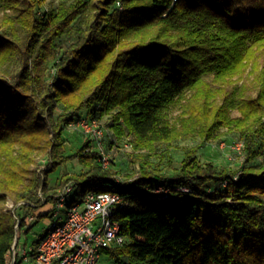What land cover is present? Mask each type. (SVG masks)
<instances>
[{
	"label": "trees",
	"instance_id": "obj_1",
	"mask_svg": "<svg viewBox=\"0 0 264 264\" xmlns=\"http://www.w3.org/2000/svg\"><path fill=\"white\" fill-rule=\"evenodd\" d=\"M47 1L0 0V264L13 250L18 264L20 210L55 205L71 183L67 207L107 189L127 202L109 264H264V0ZM104 117L127 139L134 179L104 168L93 140L65 155L70 124ZM221 129L244 144L238 170L196 158ZM196 138L176 168L168 148L151 160L158 145ZM73 161L83 172L51 186Z\"/></svg>",
	"mask_w": 264,
	"mask_h": 264
},
{
	"label": "rangeland",
	"instance_id": "obj_2",
	"mask_svg": "<svg viewBox=\"0 0 264 264\" xmlns=\"http://www.w3.org/2000/svg\"><path fill=\"white\" fill-rule=\"evenodd\" d=\"M62 0H48L45 4L47 7H55L58 2ZM70 1V0H67ZM206 80L211 81V76H207ZM250 77L245 79V82H250ZM241 81L238 83V86ZM58 110L57 112H59ZM179 115L178 109H171L169 111L168 117L171 121H174ZM232 116H238L236 111L232 112ZM103 136L101 139V147L105 156H107L108 161H106L107 169L112 172H116V179L120 182H124L128 177L137 176L138 166L132 162L131 149L127 142V139L118 141L113 135L109 125L106 123V117L100 120ZM220 136L214 138L213 140L202 145L196 152V158L202 163H212L217 168H227L231 171L238 170L240 166L244 163V148L237 151L233 148L235 143L241 141V138L236 132H227L225 129H221ZM64 138L66 140L65 155L74 153L81 145H83L88 140H91L86 136L80 129H75L72 127H67L64 131ZM199 140L196 139H182L175 140L171 145H158L157 154L151 158L152 161L157 162L161 153L164 152L166 148L170 149V153L173 159L172 168H176L179 162L183 158V153L186 148L195 146ZM257 146L262 144L264 147V136L261 138H255ZM92 143V142H91ZM95 143V142H94ZM96 145V144H95ZM94 146V144H93ZM263 156L255 160L256 163L261 162ZM48 163L47 158H43L40 161L42 167H45ZM83 169L78 164V162L73 161L64 165L57 167L52 173L48 175V182L51 186L58 182L60 177L65 173H81ZM167 174H171V170L165 169ZM131 178V179H132ZM73 197V192L69 195L66 202L71 201ZM81 199H76L75 203H79ZM5 207L11 209L14 205L11 200L6 199L4 202ZM21 204H17L16 207H20ZM68 207L64 205V208L58 210L54 203L46 204L42 207H38L32 210H26L25 208L20 210V214L23 215L25 221V228L29 229L27 234H21L18 247L16 249L18 264H30L31 259L24 260L23 256L25 253L30 252L31 248L34 247L33 242L36 238L45 232L47 228L48 221H58L61 222L65 215ZM23 212V213H22ZM57 213L59 218H55L53 215ZM29 256L28 254H26ZM30 258V257H29ZM106 255H102L100 264H109L110 262ZM15 256L14 250L12 252L10 264H14ZM109 262V263H108Z\"/></svg>",
	"mask_w": 264,
	"mask_h": 264
},
{
	"label": "built area",
	"instance_id": "obj_3",
	"mask_svg": "<svg viewBox=\"0 0 264 264\" xmlns=\"http://www.w3.org/2000/svg\"><path fill=\"white\" fill-rule=\"evenodd\" d=\"M69 127L80 129L101 150L103 132L96 120L79 119ZM233 148L240 151L244 144L240 141ZM101 155L103 167L107 168L108 158L104 152ZM72 191V183L58 191L55 203L58 210L64 208ZM155 193L162 195L167 194V191L159 190ZM126 207V200L117 191L107 189L85 193L79 203L68 207L61 222L48 221L45 235L35 248V256L29 258L25 253L23 259H31L30 264H100L105 250L124 243L125 239L114 215ZM53 216L59 218L57 213Z\"/></svg>",
	"mask_w": 264,
	"mask_h": 264
}]
</instances>
